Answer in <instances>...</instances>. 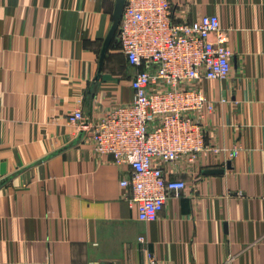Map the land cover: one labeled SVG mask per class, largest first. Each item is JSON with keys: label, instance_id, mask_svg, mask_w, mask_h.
<instances>
[{"label": "crops", "instance_id": "crops-1", "mask_svg": "<svg viewBox=\"0 0 264 264\" xmlns=\"http://www.w3.org/2000/svg\"><path fill=\"white\" fill-rule=\"evenodd\" d=\"M171 1L175 21L215 13L227 30L229 76L199 83L224 150L181 168L183 194L145 222L127 166L68 121L132 100L125 0H0V264H264V0Z\"/></svg>", "mask_w": 264, "mask_h": 264}, {"label": "built area", "instance_id": "built-area-1", "mask_svg": "<svg viewBox=\"0 0 264 264\" xmlns=\"http://www.w3.org/2000/svg\"><path fill=\"white\" fill-rule=\"evenodd\" d=\"M174 9L171 0H125L117 35L120 52L136 69L132 100L112 104L92 122H85L81 107L68 114L75 131L87 129L95 153L127 166L121 185L145 222L183 194L187 184L175 177L181 168L224 150L206 142L203 120L214 104L199 83L229 76L227 30L215 13L175 21ZM239 150L226 149L231 158ZM139 241L147 242L144 235ZM155 263L149 254V264Z\"/></svg>", "mask_w": 264, "mask_h": 264}, {"label": "water", "instance_id": "water-1", "mask_svg": "<svg viewBox=\"0 0 264 264\" xmlns=\"http://www.w3.org/2000/svg\"><path fill=\"white\" fill-rule=\"evenodd\" d=\"M124 4H125V2H123V4H122V9H121V12H120V16H118L119 18H121V16H122V12H123V8H124ZM119 21H120V19L117 20V22L115 23V29H116V27H118Z\"/></svg>", "mask_w": 264, "mask_h": 264}, {"label": "trees", "instance_id": "trees-1", "mask_svg": "<svg viewBox=\"0 0 264 264\" xmlns=\"http://www.w3.org/2000/svg\"><path fill=\"white\" fill-rule=\"evenodd\" d=\"M119 46H120V42H119ZM126 60H127V58H126ZM127 62H128V60H127ZM128 64H129V62H128ZM130 65V64H129ZM131 66V65H130Z\"/></svg>", "mask_w": 264, "mask_h": 264}]
</instances>
